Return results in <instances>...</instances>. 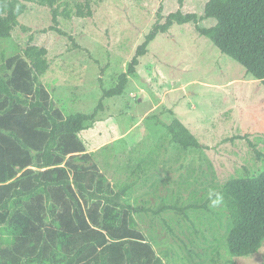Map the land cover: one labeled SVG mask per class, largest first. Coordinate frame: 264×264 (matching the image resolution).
Listing matches in <instances>:
<instances>
[{"label":"rangeland","instance_id":"obj_1","mask_svg":"<svg viewBox=\"0 0 264 264\" xmlns=\"http://www.w3.org/2000/svg\"><path fill=\"white\" fill-rule=\"evenodd\" d=\"M185 1L186 10L201 14L207 0ZM9 2L14 18L8 6L2 20L12 36L0 40V63L22 53L39 70L55 104L86 113L103 98L102 85L115 86L128 70L159 9L180 7V0H55L54 22L51 0ZM195 29L192 23L175 25L151 41L126 91L104 98L97 121L80 134L90 151L110 143L99 157L122 185L137 178L125 173L129 153L134 160L143 157L144 169L127 197L134 205L207 204L208 210H190L188 217L174 210L137 213L167 264H208L216 249L222 252L219 263H226L227 218L214 203V187L264 171L263 80L251 78ZM176 118L203 148L172 142L164 124ZM237 135H246L257 149ZM234 260L264 264V245Z\"/></svg>","mask_w":264,"mask_h":264},{"label":"trees","instance_id":"obj_2","mask_svg":"<svg viewBox=\"0 0 264 264\" xmlns=\"http://www.w3.org/2000/svg\"><path fill=\"white\" fill-rule=\"evenodd\" d=\"M185 2L159 9L128 70L115 86L102 85L103 98L92 112H67L55 104L39 70L22 53L0 63V264H167L137 213L174 210L188 217L190 210H208L207 204L195 203H162L155 209L134 205L127 197L138 170L144 169L143 157L134 160L129 153L125 173L137 178L133 185H122L121 177L104 171L99 157L110 143L90 151L80 137L97 121L104 98L126 91L149 43L175 25L194 24L196 32L264 84V0H207L201 14L186 10ZM8 6L14 18L9 0H0V40L12 36L2 20ZM164 126L176 145L204 147L178 118ZM214 188L213 198L227 218L228 258L219 263L222 252L216 249L217 257L208 264H236L234 258L257 253L264 245V171Z\"/></svg>","mask_w":264,"mask_h":264},{"label":"crops","instance_id":"obj_3","mask_svg":"<svg viewBox=\"0 0 264 264\" xmlns=\"http://www.w3.org/2000/svg\"><path fill=\"white\" fill-rule=\"evenodd\" d=\"M114 140V139H113ZM113 140H109V141H112L113 142ZM91 150H95V148H91Z\"/></svg>","mask_w":264,"mask_h":264},{"label":"clouds","instance_id":"obj_4","mask_svg":"<svg viewBox=\"0 0 264 264\" xmlns=\"http://www.w3.org/2000/svg\"><path fill=\"white\" fill-rule=\"evenodd\" d=\"M218 202H219V200L215 201L214 203H218Z\"/></svg>","mask_w":264,"mask_h":264}]
</instances>
